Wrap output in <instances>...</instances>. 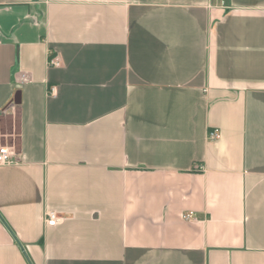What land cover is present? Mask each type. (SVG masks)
<instances>
[{
	"label": "crops",
	"instance_id": "1",
	"mask_svg": "<svg viewBox=\"0 0 264 264\" xmlns=\"http://www.w3.org/2000/svg\"><path fill=\"white\" fill-rule=\"evenodd\" d=\"M5 112L0 264H264V0H0Z\"/></svg>",
	"mask_w": 264,
	"mask_h": 264
},
{
	"label": "built area",
	"instance_id": "2",
	"mask_svg": "<svg viewBox=\"0 0 264 264\" xmlns=\"http://www.w3.org/2000/svg\"><path fill=\"white\" fill-rule=\"evenodd\" d=\"M49 66L59 67L61 62L58 59L50 57ZM221 138V132L218 129L211 130L208 134V139L210 141H215ZM18 151L15 146H0V166H7L16 164L18 162ZM185 220H196L191 214H185L183 216ZM61 219L58 217V214L55 212H47L46 214V225L47 226H56L59 224Z\"/></svg>",
	"mask_w": 264,
	"mask_h": 264
},
{
	"label": "rangeland",
	"instance_id": "3",
	"mask_svg": "<svg viewBox=\"0 0 264 264\" xmlns=\"http://www.w3.org/2000/svg\"><path fill=\"white\" fill-rule=\"evenodd\" d=\"M19 129L18 115L4 113L0 117V145H14L17 142Z\"/></svg>",
	"mask_w": 264,
	"mask_h": 264
},
{
	"label": "water",
	"instance_id": "4",
	"mask_svg": "<svg viewBox=\"0 0 264 264\" xmlns=\"http://www.w3.org/2000/svg\"><path fill=\"white\" fill-rule=\"evenodd\" d=\"M14 104H15V105H19V104H20V98H19V96H17V97L15 98Z\"/></svg>",
	"mask_w": 264,
	"mask_h": 264
}]
</instances>
